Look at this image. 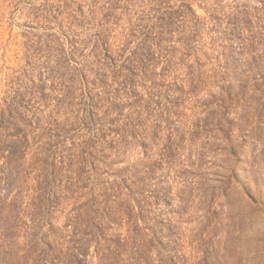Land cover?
<instances>
[{
	"label": "rangeland",
	"instance_id": "obj_1",
	"mask_svg": "<svg viewBox=\"0 0 264 264\" xmlns=\"http://www.w3.org/2000/svg\"><path fill=\"white\" fill-rule=\"evenodd\" d=\"M0 264H264V0H0Z\"/></svg>",
	"mask_w": 264,
	"mask_h": 264
}]
</instances>
